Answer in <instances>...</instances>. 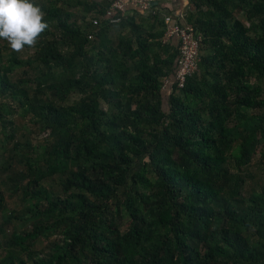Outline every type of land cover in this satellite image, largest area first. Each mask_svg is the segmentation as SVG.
<instances>
[{
    "label": "trees",
    "instance_id": "1",
    "mask_svg": "<svg viewBox=\"0 0 264 264\" xmlns=\"http://www.w3.org/2000/svg\"><path fill=\"white\" fill-rule=\"evenodd\" d=\"M31 2L48 25L33 54L0 39V187L22 205L3 224L28 225L0 264H264V183L246 191L255 157L264 171V0L195 1L200 72L166 91L171 16Z\"/></svg>",
    "mask_w": 264,
    "mask_h": 264
},
{
    "label": "built area",
    "instance_id": "2",
    "mask_svg": "<svg viewBox=\"0 0 264 264\" xmlns=\"http://www.w3.org/2000/svg\"><path fill=\"white\" fill-rule=\"evenodd\" d=\"M158 0H130L128 3L113 2L110 10L107 11V18L112 22H120L122 17L126 16L129 5L137 6L143 12H149L156 5ZM119 17L113 19L114 15ZM183 18V17H182ZM96 24V22H94ZM167 25L166 32L163 37L164 44L172 43L173 38H177L179 42L180 60L175 73V82L166 79L164 81L163 90H170L175 83L178 88L183 89L187 80L200 72V50L202 46V37L196 33L194 28L188 23H173L172 17L165 19Z\"/></svg>",
    "mask_w": 264,
    "mask_h": 264
},
{
    "label": "rangeland",
    "instance_id": "3",
    "mask_svg": "<svg viewBox=\"0 0 264 264\" xmlns=\"http://www.w3.org/2000/svg\"><path fill=\"white\" fill-rule=\"evenodd\" d=\"M34 47L31 48H24L21 51V54L23 56H28L33 54L34 51ZM23 119V118H22ZM17 124V129H16V139H20L23 141V139L28 138L31 142H38L40 141V139L42 138L41 134L38 135L35 131H33V125L27 124V128L28 129H20L21 125L19 123ZM3 142H6V140L3 139V137L0 135V148H1V144ZM12 144L8 145V148H11ZM2 150L3 148L0 149V169L3 165V161L4 159L8 160V154L4 153L3 157H2ZM261 161L260 158L255 157V159L253 160L252 164L250 166H248V172L253 176L254 179L252 180H248L247 184H246V191L249 192L252 188L254 189H258L261 185L264 183V171L262 166L260 165ZM15 169V167H14ZM7 173H0V179L3 180L5 178ZM50 183V182H49ZM8 188V187H7ZM7 188L5 186L0 187L1 190V195L4 198V202L3 204L5 205V212L0 210V247H3V249H1L0 251V261L3 258L4 254H3V250H4V243L8 240V237L10 236V234L14 231V229L17 230H22L26 227H28L27 224L19 221V220H13L10 224H3V219L6 221V217H8L9 212L13 213L16 216H19L21 214V203H20V198L16 197V196H12V192L7 190ZM14 211V212H13ZM53 239V237L49 238V240H45V239H41L40 241H37L35 244V250L38 251H44L46 250V246L47 243L50 242ZM2 252V253H1Z\"/></svg>",
    "mask_w": 264,
    "mask_h": 264
},
{
    "label": "clouds",
    "instance_id": "4",
    "mask_svg": "<svg viewBox=\"0 0 264 264\" xmlns=\"http://www.w3.org/2000/svg\"><path fill=\"white\" fill-rule=\"evenodd\" d=\"M43 12L31 0H0V39L15 52L33 47L48 27Z\"/></svg>",
    "mask_w": 264,
    "mask_h": 264
},
{
    "label": "crops",
    "instance_id": "5",
    "mask_svg": "<svg viewBox=\"0 0 264 264\" xmlns=\"http://www.w3.org/2000/svg\"><path fill=\"white\" fill-rule=\"evenodd\" d=\"M112 1L128 3L130 0H90L92 4L100 8H102L106 3H111ZM195 1L197 0H158L154 7L156 11H158L159 19H163L166 16H171L173 18V23L181 22L184 24L186 23L185 17L188 12L193 9L192 6L194 5L193 3ZM172 43L175 46L178 45V39L174 37Z\"/></svg>",
    "mask_w": 264,
    "mask_h": 264
}]
</instances>
